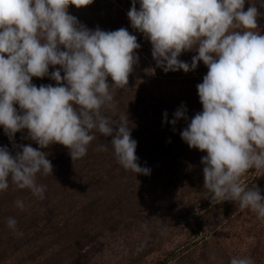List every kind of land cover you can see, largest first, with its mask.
Wrapping results in <instances>:
<instances>
[{"label": "clouds", "instance_id": "1", "mask_svg": "<svg viewBox=\"0 0 264 264\" xmlns=\"http://www.w3.org/2000/svg\"><path fill=\"white\" fill-rule=\"evenodd\" d=\"M92 2L0 0V126L10 140L27 130L39 145H21L15 155L0 147V191L11 183L43 199L46 186L37 183V175H52L53 165L40 149L60 144L74 161L87 154L96 132L112 137L110 146L125 170L150 174L138 163L127 117L113 121L104 114L115 110L113 89L128 85L141 45L126 28L90 30L68 12L69 5ZM139 5L137 10L133 0L127 15L150 41L158 67L187 73L202 61L208 68L196 86L203 110L181 138L207 153L204 187L211 199L238 202L264 218L261 190L240 183L249 170L264 169V35L257 31L264 13L256 4L245 11V0H139ZM186 51L198 53L191 64L179 59ZM50 66H59L50 74L56 86L33 84V77L49 76ZM186 111L181 106L171 123L186 118ZM16 205L24 207L20 200ZM7 224L15 229L17 222L9 217ZM230 264L253 262L232 258Z\"/></svg>", "mask_w": 264, "mask_h": 264}, {"label": "trees", "instance_id": "2", "mask_svg": "<svg viewBox=\"0 0 264 264\" xmlns=\"http://www.w3.org/2000/svg\"><path fill=\"white\" fill-rule=\"evenodd\" d=\"M132 2L133 0H93L90 5L69 14L84 26L94 23L96 29L99 23H106V31L123 27L137 37V42L141 45L136 50L138 62L129 75L128 85L122 89H113L115 110L104 111V114L113 121H119L121 116L127 117L131 136L137 142L138 163L141 167L150 169V174H136L125 170L118 163L110 146L112 137L101 136L98 132L95 133L96 139L89 144L87 154L74 161L68 150L60 144L40 149L48 154L47 158L53 165L52 175H37V183L46 186L44 198L34 196L28 189H17L11 183L7 192L0 191V264H8L7 258L14 254L21 256L20 264H96L92 254L99 249L103 236L106 235L105 240L110 236L115 238L118 234H126L139 223L145 224L154 208V203H150L151 189L147 190V187L153 183L155 188L157 180L152 179L155 174L160 176L171 170L167 168L169 161L158 160L157 157L172 154L171 145L178 140L162 132L161 135L155 131L154 135H145L159 123L162 108L165 109L162 115L166 112L168 121L175 119L176 110L171 108L172 103L165 98L159 86L164 79L171 82L190 74L201 75L208 68L202 61L195 70L187 73L183 70L164 72L158 67L152 57L150 41L131 26L127 13ZM137 6L139 10V0H136ZM103 10L107 11L104 15ZM144 51L148 53H142ZM195 55H198L195 51H186L179 59L191 64ZM56 68L59 66H50L49 76L33 77L32 83L37 87L49 84L56 86V82L50 79L51 72ZM61 75L63 76V72ZM15 107L19 111V105ZM178 129L179 132L184 130L179 126ZM174 130L175 128H171L165 132L168 134ZM3 131L0 126V134ZM28 144L39 149V145L28 138L27 130L17 132L12 140L8 136L4 140L0 138V147H7L13 155L21 150V145ZM102 146H107L106 150ZM188 149L193 148L188 146ZM203 153L200 151V155ZM27 194L32 196L23 201L20 197L23 195L25 198ZM38 199L43 204L35 209H47L43 212L37 209V217L33 211L28 215V206L39 202ZM17 200L23 202L26 212H21V208L17 207ZM9 217L16 220L15 229L8 227ZM85 248L89 250L85 251Z\"/></svg>", "mask_w": 264, "mask_h": 264}, {"label": "rangeland", "instance_id": "3", "mask_svg": "<svg viewBox=\"0 0 264 264\" xmlns=\"http://www.w3.org/2000/svg\"><path fill=\"white\" fill-rule=\"evenodd\" d=\"M261 3L264 0H245L244 9L256 4L259 11L264 13ZM81 9L69 5L68 12ZM106 13L102 11L103 15ZM102 25L106 23H99L98 26ZM98 26L106 31L107 25L103 28ZM86 27L95 30L94 23ZM258 27L257 31L264 35V15L258 18ZM206 74H190L171 82L164 79L160 84L162 94L172 103L174 111L181 106L187 110L186 118L178 119L173 125L162 115L165 110L162 108L159 123L145 133L154 135L155 131L161 135L162 132L178 138L171 145L172 154L157 157L158 160L169 161L167 168L171 170L160 176L155 174L152 178L157 180L155 188L153 183L147 187V190L151 189L150 203H154V208L145 224L136 223L129 232L118 234L115 238L110 236L105 240L106 235L103 236L99 249L92 254L96 264H230L232 258L244 257L250 258L253 264H264V218H258L249 209H241L238 202L212 200V194L204 187L202 157L207 153L200 155V150L195 148L187 150V143L178 136L181 135L178 126L185 129L195 114L203 110L196 86L202 83ZM171 128L175 130L167 134ZM6 136L4 131L1 132L0 138L4 140ZM240 183L246 188L258 187L264 196V169L249 170L241 177ZM17 193L20 195L19 191ZM31 196L27 194L25 198L23 195L20 198L24 201ZM38 201L28 206V215L33 211L37 217V209L39 212L47 209H35L43 204L41 199ZM24 210L21 209V212H26ZM20 257L19 254L6 257L7 263L20 264Z\"/></svg>", "mask_w": 264, "mask_h": 264}]
</instances>
